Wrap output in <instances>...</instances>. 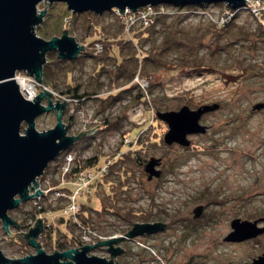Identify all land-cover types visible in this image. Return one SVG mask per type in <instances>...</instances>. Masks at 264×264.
I'll list each match as a JSON object with an SVG mask.
<instances>
[{
	"label": "rangeland",
	"instance_id": "obj_1",
	"mask_svg": "<svg viewBox=\"0 0 264 264\" xmlns=\"http://www.w3.org/2000/svg\"><path fill=\"white\" fill-rule=\"evenodd\" d=\"M223 5L222 2L209 5L205 15H186L185 9L182 13L171 14L165 22H157L150 39L142 41L134 37L133 32L128 36L122 34L119 18L124 19L118 12L106 11L102 17L91 20L87 12L73 13L63 2L47 5L44 21L35 27L37 34L40 26L56 28V36L68 29L71 36L95 53L104 50L105 42L96 40L102 36L105 40H113L108 43L111 46H125L124 54L133 45L140 55L141 51L159 44L167 29H179L181 35L199 37L203 42L197 53L189 56V65L195 59H201L199 62L204 68L193 72L194 67H180L186 61L172 51L164 58L178 67H170L168 71L161 68L147 75L139 58L135 76L129 83L131 89L113 102L111 98L104 101L97 96L79 100L72 92L60 93L77 84L81 85V92L94 88L101 95L111 93L113 87L109 73L114 75L118 70L117 61L113 59L106 61L101 70L97 60L88 56L78 58L72 64L52 63L54 71L61 66L72 70L67 74L60 73L52 83H42L54 91V100H64L62 97L69 94L68 97L74 99L68 102L64 114V122L70 121L71 133H80L84 129L83 119H88L90 113L97 119L91 128L100 124L94 134L80 139L70 149L77 159L85 161L104 153L112 160H119L113 172L108 171L107 175L115 183L112 196L105 195L102 185H92L90 193L77 197L79 203L99 209L104 206L112 211L99 213L90 210L92 228L85 230L72 224L73 233L80 240L83 236L91 239L87 244L123 236L133 226L127 219L130 210L137 212L135 222L166 223V228L157 233L123 240L120 245L126 251L117 257L120 264H238L251 262L264 251V234L242 242L224 239L232 230L234 218L254 220L260 212L264 216V106H257L264 103V33L261 31L264 30V5L256 6L252 1L251 6L260 9V14L241 10L235 18L220 24L217 20ZM38 8L44 9L45 2H41ZM157 10L177 11L169 6L157 7ZM232 21L233 25L230 24ZM90 22L98 23L90 28ZM142 24L137 20L132 26L138 28ZM132 26L126 23L124 31L130 33ZM97 43L102 47L100 51H96ZM231 62H239L246 69L227 66ZM43 89L39 85L37 94ZM190 101L192 105H189ZM213 103H219L220 107L202 116L201 122L208 126V131L190 136L192 148L179 144L167 147L164 141H159L164 140L168 126L157 117L158 110H177L183 105L196 108L194 105ZM106 120L111 121V125L104 129ZM56 123V112L51 111L37 118L36 128L48 130ZM25 127L26 123L22 132ZM60 156L50 162L42 181L51 183L57 180L61 184L64 180L61 172L63 158ZM152 157L162 159V176L149 180L145 164ZM105 164L107 159L103 156L98 166ZM53 166L57 168L55 171ZM121 172L123 176L119 174ZM65 179L69 182L68 187L75 191L77 184L70 182L72 178ZM59 197L52 198L50 194V203L64 206L68 198L59 201ZM49 201L45 200L43 205L48 206ZM34 204L31 199L10 211L20 224V228L11 226L10 234L0 220V245L6 256L16 258L36 252L21 233L27 232L34 221ZM202 204L204 211L196 218L194 208ZM141 211L146 212L144 216L148 221L138 215ZM41 217H48L54 223L52 230H57L58 225L64 228L58 221V212ZM44 249L53 252L49 244ZM89 254L109 257L105 247L95 248Z\"/></svg>",
	"mask_w": 264,
	"mask_h": 264
},
{
	"label": "water",
	"instance_id": "obj_2",
	"mask_svg": "<svg viewBox=\"0 0 264 264\" xmlns=\"http://www.w3.org/2000/svg\"><path fill=\"white\" fill-rule=\"evenodd\" d=\"M247 0H0V220L7 233L11 226L20 228L10 211L22 203L43 196L40 177L44 175L50 162L56 160L63 151L70 149L80 139L92 135L97 127L81 130L78 134H69V123L64 122L68 102L54 100V91L44 88L33 99L25 97L15 76L17 72H26L40 84L43 83V69L48 53L55 51L60 59L73 60L85 51L86 45L71 36L64 29L61 36L46 39L37 34L35 27L40 25L48 12L47 5L55 2L67 4L73 13L95 12L102 15L106 11L118 9L125 13L127 9L136 11L147 5L157 6L167 3L179 6L225 3L232 9H239ZM45 2V8L38 5ZM45 101V102H44ZM257 106L263 107L264 103ZM220 107L219 103L204 104L197 108L183 105L177 110L157 112L168 130L164 141L168 145L179 144L190 147L193 134L206 133L208 126L201 122L204 114ZM55 111L57 123L54 127L39 131L36 120L44 113ZM27 127L22 132V126ZM161 158L152 157L145 164L148 178L160 177ZM204 211V205L194 208L196 218ZM264 217L255 220L234 218L232 230L225 236L226 241L242 242L264 234ZM166 228V223L135 222L125 235L99 240L96 243L71 247L66 250H54L48 253L38 241L44 231V220L38 217L34 226L22 232L29 245L36 249L21 257H8L0 245V264H120L117 257L125 248L120 243L145 234H154ZM98 247H105L109 257L90 255ZM234 264V263H228ZM238 264H264V251L251 262Z\"/></svg>",
	"mask_w": 264,
	"mask_h": 264
},
{
	"label": "trees",
	"instance_id": "obj_3",
	"mask_svg": "<svg viewBox=\"0 0 264 264\" xmlns=\"http://www.w3.org/2000/svg\"><path fill=\"white\" fill-rule=\"evenodd\" d=\"M164 7L165 6H169L173 9H176L177 11L174 12H167V11H158L156 18L153 22H150L149 24H142L140 25V27L135 28L132 26L131 32L129 33L128 31H124V25H126V23L124 22V20H122L121 18H119V26H120V31L122 32V34H127L131 35V33L133 32L134 37H137L139 41L142 40H148L150 39L154 33H155V25L157 24V22L159 20H161L162 22H165L166 18L168 16H170L171 14H175V13H182L183 9H185V13L186 15H205L208 13V11L206 10L207 7L209 5L212 4H206V5H186V6H179V5H173V4H165L163 3ZM245 7V5L243 6ZM239 8V9H232L230 7H228L226 4L223 5V10H230L235 12V15L233 16V18H235L239 12L241 10H248L245 8ZM113 12L115 11V9L112 10ZM251 13V11H249ZM86 13V12H85ZM106 12H104L101 16H98L97 14L93 13V12H87L86 15H89V17H91V20H94V18H100L103 15H105ZM50 14V13H49ZM232 18V19H233ZM230 19V20H232ZM229 20V21H230ZM47 22V19H46ZM45 22V23H46ZM98 23V22H97ZM97 23H93L90 22L89 26L90 28L94 27ZM233 21L232 24L233 25ZM229 24V25H230ZM262 33H264V30H262ZM58 33V30L56 28H49L48 26H40L38 28V34H40L43 37H47L48 39L53 38L54 36H56V34ZM97 41H102L105 42V46H104V50L100 53H95V52H91L90 50H88L86 48V50L84 52H82L80 55H78L77 58L73 59V60H68V59H60L57 55L56 52H50L48 53V61L44 66L43 69V83L49 84L52 83L53 81H56L58 78V75L60 73H68L69 71L71 72V70H69L66 67H58L57 71L52 70V66L51 64L55 63V64H63V63H74L75 61H77L78 58L83 59L86 56L88 57H93L97 60V63L99 65V70L103 69L106 66V61H108L109 59H113L116 60L117 63V67L118 70L117 72L112 75V72H110V83H111V93L107 94V95H101L100 92L97 89H86L83 92H81V85L77 84L75 86H70L67 90H61V94L63 93H71L74 95L73 97H76L77 99H81L83 97H99L102 100H109L110 98L113 99V101L119 100L120 97H122V94L131 89V84L130 81L134 78L135 73H136V66H137V62L139 61V58L141 59V61L144 64V72L147 75H151L155 72H157L158 70H160L161 68H165L166 71H168V69L171 67L172 69H175L176 67H178V65H173L170 64V61H166L164 58V55L168 52H172L174 51L176 53L177 57H180L182 61H186V63H183L181 65H179L180 67H194V69H192V71L194 72L195 70H200V68H204L203 64L201 62H199V60L201 59H195V62L193 61L192 65H189V56L194 55L195 53H197L198 48L203 44L201 38L199 37H187L185 35H181V31L179 29L173 30V29H167L165 30L163 36H162V40L160 41L159 44H157L156 46H153L151 49L146 50V51H141L140 55H138L137 51L135 52V49L133 47V45H130V50L128 53H123V46L122 44L118 45V47L115 46H111L109 45L110 43H112L113 40L111 39H106L102 38V36L98 37L96 39ZM125 40V39H124ZM93 41V40H92ZM92 41L89 44L92 43ZM127 41V40H125ZM124 41V42H125ZM130 41V39H129ZM109 43V44H108ZM87 46V45H86ZM188 58V60H187ZM227 66L232 67L235 66V68H241V70H245V67L240 66L239 62H234V63H230ZM226 65L224 67H227ZM196 67V68H195ZM56 70V69H55ZM238 70V69H237ZM57 73V74H56ZM130 85V86H129ZM140 95V94H139ZM70 96V94L68 95ZM138 98H140V96H137ZM189 105H192L191 101L188 102ZM196 108L198 107V105H194ZM200 106V105H199ZM179 108V107H177ZM159 112V110L157 111ZM157 115V113H156ZM158 117V116H157ZM111 125V121L106 120L105 124L103 125L104 129L106 127H109ZM160 142H163V138H161L159 140ZM165 142V141H164ZM141 144V142L139 143ZM173 145V144H172ZM171 145L167 144V147H170ZM72 148V147H71ZM70 148V149H71ZM187 149L192 148V145L190 147H186ZM129 155L126 153V156ZM105 157L106 159L109 158L108 154H104V153H99L98 155H94L92 157H88L86 158L85 161L82 160H77V165L73 167L72 171L67 174V176L65 178H74L75 173L83 168H97L99 169L100 166H98L101 157ZM112 156V155H110ZM129 157L131 158L132 156L129 155ZM59 159V158H57ZM56 159V160H57ZM123 159V158H122ZM119 162V160H113L110 168L108 171L113 172V168L115 166V164H117ZM102 166V165H101ZM50 167V166H49ZM49 167L45 170V173L43 176L40 177L41 181L44 179L45 174L47 173ZM57 168L56 166H53V171H55ZM109 173V172H108ZM106 174H102L96 177L95 181L92 183V185H102L103 186V191L105 192L106 196H112V192L114 191V185L115 183L112 182L111 179H108ZM123 172L119 173L121 176H123L122 174ZM126 174V173H125ZM57 180H52L51 183H49V187H57L58 189H60L61 191L65 192L66 194L69 192H73L69 187H68V183L66 184H60V182H56ZM72 182V181H70ZM126 183V182H125ZM92 186V187H93ZM96 192H98L97 189H95ZM92 191V189L90 188L89 191H87L88 193H90ZM50 194L51 193H45L41 198H40V204L36 205L35 208L36 210L32 212V216L33 219L36 220L37 217H40L42 215H46L49 211H53V213L58 212L59 213V223H61L64 228L59 227L57 230H52L49 229L46 232H44L41 237H40V241L43 245V247H46L48 244L51 245L53 251L54 250H66L69 249L71 247H81L82 245H84L83 241L80 240L74 233H73V228H72V224L75 225L76 227L79 226L80 228L83 229H88V228H92L91 226V215H90V210L95 209L96 211H98L99 213H103L106 210L108 211H112L110 208H105L104 206H102V208H96V207H90L88 205L79 203L80 208L78 211H76V213H71V214H65L63 211L65 209V204L64 206L61 204H58L56 206L52 205V203H50L49 199H50ZM67 196H60L59 201L61 199H64ZM49 201L48 206L47 205H43L44 201ZM35 205V204H34ZM203 205V204H202ZM199 206V205H198ZM38 207V208H37ZM197 207V206H196ZM137 212H133L132 210H130L128 212V221L130 222V225L132 226L135 223V215ZM144 211H141L138 215L145 221H148V218L146 216H144ZM149 215V214H148ZM263 213L260 212V215L258 214L256 217H254L253 219H259L262 216ZM47 218V217H45ZM13 235V234H12ZM11 235V236H12ZM126 251V249H125ZM124 251V252H125ZM22 253H24L22 251Z\"/></svg>",
	"mask_w": 264,
	"mask_h": 264
},
{
	"label": "built area",
	"instance_id": "obj_4",
	"mask_svg": "<svg viewBox=\"0 0 264 264\" xmlns=\"http://www.w3.org/2000/svg\"><path fill=\"white\" fill-rule=\"evenodd\" d=\"M252 1L256 4V6H261L262 4L264 5V0H247L245 7L243 8L248 9L249 11L253 12L255 15L260 14L261 13L260 9L253 8L251 6ZM157 7H160L161 9L165 8L163 4H159L157 5ZM157 7L153 5H147V6L138 8L136 11L127 10L125 13H121L118 9H115V12H118L119 15H121L122 18L125 20V22L129 24V26L131 27L134 23L137 22V20H140L143 24H149L150 22H153L158 12ZM159 11H163V10H159ZM234 15H235V12L230 11V10H224L223 12H221L220 19L217 20V22L220 24L225 23L229 21L230 19H232ZM101 49H102L101 45L97 43L96 51H100ZM23 74H24L23 72L16 73L15 78L18 81V83L20 84L21 80H25V81L32 83L33 86L35 87L34 95H30L26 93V91L22 88L20 84L21 91L25 95V97L29 99H33L37 95V87L39 85L43 86V88H47L46 86L38 83L34 77L28 75L27 73H25V75ZM140 85L145 88V85L141 83ZM62 98L65 99L67 102L69 101L71 102L72 100H74L73 98L68 97V96L66 98L64 97ZM89 116L90 117L88 119H83L84 121L83 124L85 126L83 130H87L88 129L87 126L91 128V126H93V124L96 123L97 121V119L93 118V114L90 113ZM69 132L70 134H78V132L71 133L70 129L68 133ZM60 157L63 158V163L61 164V170H62L61 172H62V177L64 178L61 184H65L67 182L65 177L67 176V174H69L72 171L73 167L77 165L78 159L76 157V154L73 151H70V149L63 151ZM112 161H113L112 159L108 158L107 164L100 166V168L97 169L96 171H94V169L92 168H83V169L78 170L75 173L74 178L72 177V180H71L72 182L76 183L78 187L75 189V191L69 192L68 194L61 191L57 187L55 188L49 187L48 181L46 182L41 181V188L45 191V193H51L52 198H55L56 196L58 197L67 196L68 201H67V204L65 205V209L63 212L65 214L76 213V211H78L80 208V205L78 204V201H77V197L90 190L92 183L95 181L97 176L108 173V170L110 168ZM45 183L47 184L46 186H44ZM41 197L42 196L34 198L35 205L40 204L39 202H40ZM51 214H54L53 211H49L45 216H49ZM42 218H44L43 220H44L45 230H49L51 227H53L54 223H51L48 217L47 218L42 217ZM36 220H34L30 224V227L34 226V223L36 222ZM81 240L83 241L84 244H87L90 241H92L91 239L87 238V236H83V239Z\"/></svg>",
	"mask_w": 264,
	"mask_h": 264
},
{
	"label": "bare ground",
	"instance_id": "obj_5",
	"mask_svg": "<svg viewBox=\"0 0 264 264\" xmlns=\"http://www.w3.org/2000/svg\"><path fill=\"white\" fill-rule=\"evenodd\" d=\"M20 84L27 94L34 95L35 87L33 86L32 83L25 81V80H21Z\"/></svg>",
	"mask_w": 264,
	"mask_h": 264
},
{
	"label": "flooded vegetation",
	"instance_id": "obj_6",
	"mask_svg": "<svg viewBox=\"0 0 264 264\" xmlns=\"http://www.w3.org/2000/svg\"><path fill=\"white\" fill-rule=\"evenodd\" d=\"M159 167H161V165H160ZM146 174H147V173H146ZM161 176H162V174H161ZM161 176H160V177H161ZM147 178H148V174H147ZM153 178H159V177H153ZM153 178H152V179H153ZM148 179H149V178H148ZM152 179H149V180H152ZM261 224H264V222L261 223ZM46 231H47V230L44 229L43 233L46 232ZM43 233H42V234H43ZM42 234H41V235H42ZM41 235L39 236L38 241H40V237H41ZM40 242H41V241H40ZM35 250H36V249H35Z\"/></svg>",
	"mask_w": 264,
	"mask_h": 264
}]
</instances>
